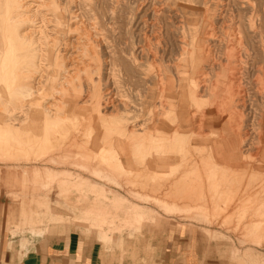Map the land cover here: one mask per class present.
<instances>
[{"label": "rangeland", "instance_id": "1", "mask_svg": "<svg viewBox=\"0 0 264 264\" xmlns=\"http://www.w3.org/2000/svg\"><path fill=\"white\" fill-rule=\"evenodd\" d=\"M17 1L19 7L15 11H4L5 0H0V59L7 46L11 47L12 55L18 52L11 35L19 30L31 31L32 40L26 51L33 54L42 76L34 73L29 81L34 88L26 99L4 97L11 101V111L1 116L0 122L15 126L14 123L25 117L42 120L46 107L48 114H52L50 117L60 114L69 123L74 136L70 133L62 150L51 152V159L42 155L49 150L44 143L37 154L35 151L32 154L29 153L32 148L28 152L20 149L22 142L8 139L4 144L0 139V247L20 257L21 251L75 232L85 242L99 246L101 264H185L186 261L189 264H264V165L261 160L258 159L257 169L251 168L256 159L248 158L244 161L247 165H242L243 171L224 175L223 171L216 170L209 178L194 163L178 165L185 167L176 170L172 156L161 154V157H171L172 167L163 166L165 172L163 169V173L147 175L151 188L149 185V193L145 194L140 182L145 174L138 169L136 160H131L134 169L121 171L108 154H102L104 159L93 152V158L88 154L86 158L79 155L89 142L86 134L89 119L93 120L99 111L105 112L110 123L121 124L127 117L137 124V133H152L153 137H145L146 141L139 143L140 155L148 152L158 155L160 152L156 150L168 135L161 132L162 128L147 129L146 121L150 120L145 116L154 110L158 115L165 113L158 106L163 93L173 98L175 90L180 94L182 89L188 94L191 82L199 83L217 69L219 65L206 64L201 56L208 54L216 60L222 59L225 49L232 46V55L236 59L241 57L244 65L235 75L244 85L238 92L242 94L238 111L248 135L264 112V0ZM20 16L26 21H20ZM13 21L19 22L9 26L8 22ZM14 64L18 66L19 62ZM77 66L81 72L74 79L75 89L57 93L48 90L50 79L56 77L58 70H77ZM195 70H202L203 75L195 76ZM168 84L172 85L171 89L166 87ZM199 84V96L204 102L209 95L207 80ZM227 109L228 106L213 109L214 115H221L216 127H221L224 119L236 118ZM177 117L186 119L189 115L184 111L178 112ZM6 118L9 123L5 122ZM234 119L230 127L236 129L241 122ZM201 128V133H207L208 126ZM159 182L162 186L177 184V187H172L169 193L159 192L154 190ZM51 195L58 199L53 200ZM21 238L27 240L22 247Z\"/></svg>", "mask_w": 264, "mask_h": 264}, {"label": "bare ground", "instance_id": "2", "mask_svg": "<svg viewBox=\"0 0 264 264\" xmlns=\"http://www.w3.org/2000/svg\"><path fill=\"white\" fill-rule=\"evenodd\" d=\"M36 1V0H35ZM40 1V0H38ZM76 1V0H75ZM119 1V0H118ZM141 1V0H140ZM158 1V0H157ZM31 2V1H30ZM204 2V0H203ZM208 2V1H207ZM56 3V2H55ZM58 3V1H57ZM30 4V3H29ZM141 4V3H140ZM207 4V3H206ZM220 4V3H219ZM248 4V3H247ZM33 5V4H32ZM59 5V4H58ZM75 5V4H74ZM25 6V5H24ZM37 6V5H36ZM207 6V5H206ZM250 6V5H249ZM19 7V3L17 0H5V6H4V11H15V9ZM23 7V6H22ZM28 7V6H27ZM33 8V7H32ZM156 8V7H155ZM163 8V7H162ZM263 9V8H262ZM29 10V9H28ZM33 10V9H32ZM78 10V8H77ZM83 11V10H82ZM33 12V11H32ZM35 13V12H34ZM39 14V12H37ZM80 13V12H79ZM176 13V12H175ZM31 14V12L29 13ZM36 14V16L38 15ZM74 14V13H73ZM83 14V13H82ZM203 14V13H202ZM237 14V13H236ZM26 15V14H25ZM41 15V14H40ZM33 16V15H32ZM35 16V15H34ZM33 16V17H34ZM81 16V15H80ZM204 16V15H203ZM19 17V16H18ZM20 21L24 20L26 21L25 17L20 16ZM53 17V16H52ZM40 19V18H39ZM76 19V18H75ZM79 19V18H78ZM145 19V18H144ZM155 19V18H154ZM80 20V19H79ZM93 21V20H92ZM152 21V19H151ZM19 21H13V23L8 22V25L11 26L18 24ZM35 22V21H33ZM77 22V21H76ZM90 22V21H89ZM71 23V22H70ZM73 23V22H72ZM85 23V22H84ZM148 23V22H147ZM87 24V23H86ZM96 24V23H95ZM149 24V23H148ZM78 25V24H77ZM150 25V24H149ZM88 26V24H87ZM91 26V25H90ZM78 27V26H77ZM81 27V26H80ZM211 27V26H210ZM43 28V26H42ZM74 28V26L72 27ZM71 28V29H72ZM88 28V27H87ZM96 28V27H95ZM213 28V26H212ZM236 28V27H235ZM24 29V28H23ZM33 29V28H32ZM48 29V28H47ZM55 29V28H53ZM80 29V28H78ZM26 30V29H25ZM25 30H19L15 32V34L11 35L12 40H14L16 48H17V53L14 55L11 54V47L7 46L3 49L2 57L0 59L1 63V76H2V83H0V117L2 115L6 116L4 114L5 112H10L11 108L9 107L11 104V101L5 100L4 97L10 96L12 98H17L18 100L26 99L30 93L32 92L33 86L30 84V80L33 79L34 73H40L42 76L41 69H39V66L36 64L35 60H33V54L31 52L26 51L28 46L31 43L32 40V33L31 31L27 32ZM34 30V29H33ZM73 30V29H72ZM88 30V29H87ZM224 30V29H223ZM36 31V30H35ZM91 31V30H90ZM157 31V30H156ZM212 31V30H211ZM226 31V30H225ZM235 31V30H234ZM237 31V30H236ZM158 32V31H157ZM145 33V32H144ZM212 33V32H211ZM210 33V34H211ZM227 33V32H226ZM224 33V34H226ZM81 34V33H80ZM146 34V33H145ZM209 34V33H208ZM232 34V33H231ZM45 35V34H44ZM85 35V33H84ZM88 35V34H87ZM157 35V34H156ZM203 35V33H202ZM205 35V34H204ZM227 35V34H226ZM240 35V34H239ZM51 36V35H50ZM49 36V37H50ZM93 36V35H92ZM143 36V35H142ZM209 36V35H208ZM206 36V37H208ZM230 36V35H229ZM241 36V35H240ZM52 37V36H51ZM227 37V36H226ZM232 37V36H231ZM242 37V36H241ZM35 38V37H34ZM46 38V37H45ZM48 38V37H47ZM177 38V37H176ZM49 39V38H48ZM148 39V38H147ZM241 39V38H240ZM79 40V39H78ZM85 40V39H84ZM83 40V43H84ZM160 40V39H158ZM181 40V39H180ZM218 40V39H217ZM235 40V39H232ZM237 40V39H236ZM77 41V40H76ZM94 41V40H93ZM148 41V40H147ZM204 41V40H203ZM229 41V40H228ZM231 41V40H230ZM37 42V41H36ZM67 42V41H66ZM92 42V41H91ZM81 43V44H83ZM103 43V42H102ZM145 43V42H144ZM159 43V42H158ZM234 43V42H233ZM232 43V44H233ZM51 44V43H50ZM68 44V43H67ZM230 44V43H228ZM240 44V43H239ZM90 45V44H89ZM181 45V44H180ZM179 45V46H180ZM91 46V45H90ZM89 46V47H90ZM93 46V45H92ZM91 46V47H92ZM98 46V45H97ZM150 46V45H149ZM155 46V45H154ZM207 46V45H206ZM205 46V47H206ZM226 46V45H225ZM67 47V46H66ZM80 47V46H79ZM104 47V46H103ZM250 47V46H249ZM88 48V47H86ZM182 48V47H181ZM210 48V47H209ZM229 48V49H228ZM225 49V53L222 59L216 60L215 58L209 57V55L201 56V60L205 61L207 63H211L212 65L217 64L219 65L217 69L212 71L213 73L210 74L205 80H207L206 87L208 88L209 95L207 98H204V102L201 100V97L199 96V91H200V84L201 82L205 81L202 78H198L199 83H196L197 81H193L189 84L191 87V90L188 91L187 93H183V90L180 89V94L178 93L179 91L175 90V95L172 97H169L166 93H163V100L158 101V106L160 110L162 109L165 113H162L160 115L157 114V110H154L152 113L149 112L145 118H149L150 121H146L148 125L147 129L155 127V129L162 128L161 132L163 134L168 135V138L172 140V142H169L168 144L164 143L162 140L161 144H164L162 147L163 149H167L166 152L171 154L172 156L178 157V164H175L174 167L177 169H182L184 168L187 164L194 163L197 167L198 170L201 168L205 167H210L212 170L219 169L222 167V165L217 162V160L212 159L210 164H205L201 160L204 159L203 156H196V153L199 155L205 154V150L211 151L218 154L220 153V147L221 145H225L226 148H228L229 152H232L231 157L234 156L236 157H241V151L239 145L245 146V151H248L247 154H249V150L253 151V148H257L256 151H254L255 156H258V159L261 163V165H264V157L259 158L260 156H264V145L262 144L263 136H264V112L260 116L259 122L257 123V127H253L251 132L248 133V135L245 133V130L243 129L242 126V115L241 112L238 111V108L242 104V94H239V90H241V82L240 78H236V73H240L242 66V59L241 57H238L236 59L234 55H232V50H234V47H228ZM237 46H235V49ZM146 49V48H145ZM241 49V48H240ZM86 50V49H84ZM184 50V49H183ZM207 50V48H205ZM205 50H203L205 52ZM238 50V48H237ZM236 50V51H237ZM234 51V52H236ZM89 52V51H88ZM87 52V53H88ZM93 52V50H92ZM179 52V51H178ZM239 52V50H238ZM241 52V51H240ZM94 53V52H93ZM151 53V52H150ZM149 53V54H150ZM203 53V52H202ZM74 54V53H73ZM76 54V53H75ZM84 54V53H83ZM91 54V51H90ZM92 55V54H91ZM151 55V54H150ZM239 55V53L237 54ZM73 56V55H72ZM211 56V55H210ZM66 57V56H64ZM213 57V55H212ZM77 58V57H76ZM81 58V57H79ZM65 59V58H64ZM63 59V60H64ZM78 59V58H77ZM80 60V59H78ZM90 60V57L89 59ZM97 60V59H96ZM140 60V59H139ZM84 61V60H83ZM19 65H15L14 63H18ZM40 62V61H39ZM66 62V61H65ZM89 62V61H88ZM144 62V60H143ZM41 63V62H40ZM151 63V61H150ZM250 63V62H249ZM79 64V63H78ZM76 65V63H75ZM87 65V64H86ZM251 65V64H250ZM44 66V65H43ZM88 66V65H87ZM86 66V67H87ZM91 66V65H90ZM89 66V67H90ZM201 66V65H200ZM210 66V64H209ZM65 67V66H64ZM78 69H69L65 68L60 72L55 73L56 77H53L50 79L49 82V88L48 90L51 91V93H57L58 91H64V89H72L76 86V83L74 79H77L80 72L81 68L77 66ZM84 67V66H83ZM92 67V66H91ZM155 67V65H154ZM202 67V66H201ZM207 67V66H206ZM259 67V66H258ZM38 68V69H37ZM75 68V67H74ZM93 68V67H92ZM203 68V67H202ZM93 71L92 69H90ZM195 76L203 75V71L195 70L194 71ZM242 74V73H241ZM258 74V73H257ZM59 75L61 77H59ZM88 75V74H87ZM92 75V74H90ZM107 75V74H106ZM240 75V74H239ZM238 75V76H239ZM205 76V74H204ZM256 76V75H255ZM80 77V76H79ZM92 77V76H91ZM257 77V76H256ZM113 78V77H112ZM163 78V77H162ZM204 78V77H203ZM60 79H63L62 82H60ZM160 79V78H159ZM196 79V78H194ZM197 79V80H198ZM251 79V78H250ZM84 80V79H83ZM106 80V79H105ZM129 80V79H128ZM127 80V81H128ZM163 80V79H162ZM255 80V79H254ZM35 81V80H34ZM159 81V80H158ZM95 82V81H94ZM106 82V81H105ZM34 83V82H33ZM36 83V82H35ZM103 83V82H102ZM160 83V81H159ZM167 84V83H166ZM165 84V85H166ZM203 84V83H202ZM78 85V83H77ZM164 85V84H162ZM161 85V86H162ZM69 86V87H68ZM171 84H168L166 87H171ZM263 86V84H262ZM38 87V86H36ZM68 87V88H67ZM159 87V86H158ZM165 87V89H166ZM264 87V86H263ZM89 88V87H87ZM75 89V88H74ZM171 89V88H170ZM258 89V87H257ZM263 89V88H262ZM158 90V89H157ZM161 91V88L159 89ZM158 90V91H159ZM69 91V90H68ZM73 91V90H72ZM108 91V90H107ZM87 92V91H86ZM63 93V92H62ZM71 93V91H69ZM67 93V94H69ZM158 93V92H157ZM72 94V93H71ZM159 94V93H158ZM92 95V94H91ZM117 95V94H116ZM202 95V94H201ZM58 96V95H57ZM61 96V95H60ZM70 96V95H69ZM89 97V95H88ZM168 97V98H167ZM55 98V97H54ZM62 98V97H61ZM85 98V97H84ZM113 98V96H112ZM161 98V97H160ZM50 99V98H49ZM57 99V98H56ZM92 99V96H91ZM11 100V99H10ZM121 100V99H120ZM43 102V101H42ZM81 102V101H80ZM110 102V100H109ZM21 103V102H20ZM62 103V102H61ZM205 103V104H204ZM52 103H50L51 105ZM103 104V103H102ZM43 105V104H42ZM55 105V104H54ZM53 105V106H54ZM62 105V104H61ZM65 105V104H63ZM104 105V104H103ZM205 105V107H204ZM52 106V105H51ZM50 106V107H51ZM101 106V105H100ZM106 106V105H105ZM120 106V105H119ZM223 106H228L229 109L227 110H232L236 118L240 119V126L237 127L236 129H233L230 127L231 120L235 118H231V120L224 119L222 122V126H218V123L221 121V115H214L213 109H218L222 108ZM42 107V106H41ZM44 107V106H43ZM55 107V106H54ZM60 107V106H59ZM69 107V105H68ZM113 108V107H112ZM123 108V107H122ZM100 109V108H99ZM253 109V108H252ZM122 110V109H121ZM169 110H172L170 112ZM15 111V110H14ZM119 111V110H118ZM186 112L189 117L180 118L178 119V112ZM34 110H32V114L34 115ZM44 112V117L42 120L34 118L30 119L28 117H25L23 121H20L19 123H14L15 126L7 125V124H2L0 122V139L4 140L5 142H9L14 139L15 142H22V146L20 147L21 150L24 151H29L31 148L33 151L29 152L32 153L35 151L40 150V146H37V143L47 145L48 149L47 151L42 152V155H45V157H50L51 152L53 151H61L63 148V145L66 144L67 139L69 138V135L71 133V126L69 123L63 121L62 116H59L60 114L54 115L50 117L51 115L48 114L50 111L45 107L43 110ZM98 112V110H97ZM105 112H100L94 116L93 120L89 119V124L87 125L86 128V134L87 139L89 140L88 145L86 146V150L83 152L82 149L81 151L83 153H79L81 157H85L87 154L90 155L89 157L93 158L91 156V153L93 152V155H97L98 157H104L102 154H108V156L113 160V163H115V166L118 170H125L121 160V149H120V143L117 144V148L112 146V142L114 139H125L131 142L130 144L132 145V151L135 156L140 155V149H139V143L146 138H151L154 135L152 133H144L143 131L137 133L138 130H136L137 124L135 122H132L130 118L124 117L123 115L122 118L124 119L121 124L118 123V125L115 123V121L110 123V118L104 114ZM123 113V111H122ZM191 113V114H190ZM85 114V113H84ZM108 114V113H107ZM208 114V115H207ZM230 114V113H229ZM228 114V116H229ZM79 115V114H78ZM95 115V114H94ZM85 116V115H84ZM127 116V115H126ZM164 116V117H162ZM74 117V116H73ZM235 118V119H236ZM2 119V117H1ZM171 119L172 122L166 123L167 120ZM207 119V120H206ZM234 119V120H235ZM8 118L5 119L6 123H9ZM76 120V119H75ZM74 120V121H75ZM63 121V122H62ZM255 121V120H254ZM100 122L103 124V137L106 138V143L103 148L94 150L93 149V141L92 137L93 136V131H95V134L100 137L101 132H100ZM109 122V123H108ZM235 122V121H233ZM75 124V123H74ZM215 126L212 128V131L205 133H201V126ZM233 125V124H232ZM239 125V124H238ZM82 126V125H81ZM188 128L186 129V127ZM42 127H46L45 129L42 130ZM86 127V126H85ZM84 127V128H85ZM140 127V124H139ZM195 127V128H194ZM233 127V126H232ZM183 128V129H182ZM197 128V129H196ZM75 129V128H74ZM140 129V128H139ZM182 129V130H181ZM185 129V131H183ZM195 129L197 131H195ZM258 129H260V132L258 133ZM88 131V133H87ZM203 131V130H202ZM256 131V132H254ZM84 132V131H83ZM150 132V131H149ZM263 132V133H262ZM85 133V132H84ZM83 133V135H84ZM205 133V134H204ZM85 134V135H86ZM71 136L72 135L71 133ZM78 136V134H77ZM75 137V140H78V137ZM81 137V136H79ZM148 138V139H149ZM72 139V138H71ZM193 139H203V141L195 143L192 142ZM152 140V139H150ZM72 141V140H71ZM146 141V140H145ZM155 141V140H154ZM253 141V144H250ZM83 142V141H82ZM250 142V143H249ZM14 143V142H13ZM16 143V144H17ZM79 143V142H78ZM84 143V142H83ZM87 143V142H86ZM144 143V142H143ZM149 143V142H148ZM153 143V142H151ZM155 143V142H154ZM240 143V144H239ZM3 144V145H4ZM36 144V145H35ZM81 144V143H80ZM78 144V145H80ZM246 144H250V147H247ZM2 145V146H3ZM12 145V143H11ZM77 147H79L77 144H75ZM152 145V144H151ZM157 145V144H156ZM148 146V144H147ZM155 146V145H153ZM152 146V147H153ZM1 147V145H0ZM34 147V148H33ZM43 147V146H42ZM89 147V148H88ZM141 147V146H140ZM156 147V146H155ZM153 147V148H155ZM195 147H197V152L194 150ZM6 148V147H5ZM18 148V147H16ZM30 148V149H28ZM80 148H83L80 146ZM1 149V148H0ZM31 149V150H32ZM146 149V146H145ZM157 149V148H156ZM159 149V147H158ZM4 150V146H3ZM255 150V149H254ZM9 151V150H8ZM27 151V152H28ZM151 151V150H150ZM157 151V150H156ZM5 152V151H3ZM20 152V151H19ZM152 152V151H151ZM6 153V152H5ZM47 155H46V154ZM149 153V152H148ZM17 154V153H16ZM37 154V153H36ZM14 155V154H13ZM12 155V156H13ZM69 155V154H68ZM76 155V156H79ZM143 155V158H149L151 157L150 154ZM243 155V154H242ZM10 156V155H9ZM37 156H40L37 155ZM94 156V157H97ZM8 157V156H7ZM87 157V156H86ZM85 157V158H86ZM88 157V158H89ZM37 158V157H36ZM42 158V157H41ZM44 158V157H43ZM76 158V157H75ZM139 158V157H138ZM237 158V159H238ZM51 159V157H50ZM48 159V160H50ZM90 159V158H89ZM98 159V158H97ZM102 159V160H103ZM46 160V159H45ZM66 160V159H65ZM255 160V159H254ZM47 161V160H46ZM86 161V160H85ZM85 161L83 162L85 164ZM96 161V159H95ZM99 161V160H97ZM107 161V160H106ZM196 161V162H195ZM35 163V162H34ZM89 163V162H88ZM58 164V163H57ZM64 164V163H63ZM185 164V166H180ZM70 165V164H69ZM114 165V164H113ZM243 165H247L245 162ZM58 166V165H57ZM61 166V165H60ZM68 166V165H67ZM85 166V165H83ZM87 166V165H86ZM85 166V167H86ZM98 169H101L102 167L100 166L99 162L97 163ZM191 166V165H189ZM70 167V166H69ZM74 167V166H72ZM162 167V166H161ZM114 168V169H116ZM169 168V167H167ZM192 168H195L194 166ZM76 169V168H75ZM96 169V168H95ZM189 169V168H187ZM210 169V170H211ZM244 170V169H243ZM242 170V171H243ZM146 171V170H145ZM24 172V171H23ZM91 173V172H90ZM124 173V172H123ZM66 174V173H65ZM37 177V176H36ZM59 178V177H58ZM149 180V179H148ZM23 183V182H22ZM151 183V182H150ZM164 183V182H163ZM161 184V183H160ZM23 185V184H22ZM52 185V184H51ZM162 186V185H161ZM18 187V186H17ZM148 187V186H147ZM170 188V187H169ZM169 193V191H168ZM162 194V193H161ZM168 195V194H167ZM53 200H57L58 198L55 195H51ZM106 198V197H105ZM165 198V195H164ZM262 204V203H261ZM264 205V204H263ZM262 205V206H263ZM261 206V205H259ZM264 207V206H263ZM253 217V216H252ZM254 222V221H253Z\"/></svg>", "mask_w": 264, "mask_h": 264}, {"label": "crops", "instance_id": "3", "mask_svg": "<svg viewBox=\"0 0 264 264\" xmlns=\"http://www.w3.org/2000/svg\"><path fill=\"white\" fill-rule=\"evenodd\" d=\"M169 111L172 112V110H169ZM170 122H172L171 119H169V123ZM186 128H188V126ZM206 129L207 130H205V131L207 133H208V131L209 132L212 131V129H210L209 126ZM208 129H210V130H208ZM100 132H101L100 137H98L95 134V131H93V136H91L92 141H93L92 146H93L94 150H98V149L103 148L105 143H106V138L103 137V128L101 126H100ZM2 142H4V141H2ZM163 142L168 144L169 142H172V140L170 138H168V136H167V137H165V140ZM203 142L205 143L204 140H203ZM250 142H249L250 144H253V141H250ZM119 143H120L119 146L121 149L120 160H121L125 170L127 169L130 171V170L134 169V166L132 165L131 160L132 159L136 160V162L138 163V169L143 174H145L144 179L140 182L142 184L143 190L145 191V194H148L150 189H148L147 186L150 185V188H151V183H150L151 180L150 179H149L150 181L148 180L147 175H150V173H158V174L163 173V169H164L163 166L169 165L167 167H172V163L170 164L171 157H161V154H167V152H166L167 149H163L162 147L164 146V144H160L159 149H157V152L158 151L160 152V153H158V155L157 154L155 155V153L152 154L149 152L151 157L144 159L143 156L141 157V155H138V156L134 155L132 148H131L132 145L130 144L131 142H129L128 140L122 139L121 141H116V142L113 140L112 146L117 148V146H118L117 144H119ZM250 144H246L247 147H250L251 146ZM262 144L264 145V136H263ZM225 145H228V144H225ZM225 145L224 146L221 145L220 147H218V149L220 148V153L218 152V154H216L214 152L211 153V151L205 150V154L199 155V156L204 157V159L201 161L204 162L205 164L206 163L210 164L212 159H214V160L216 159L217 162H219V163L221 162L220 164L222 165V167L219 169L212 170L208 166L200 169L204 173H207L206 175H208L209 178L211 176L213 177L216 170L223 171L222 173L224 175H226L229 172L242 171L243 170L242 165H243L244 161L248 160V158H250V160H252L254 158L256 159L255 160L256 164L254 165V163H252V165H254L251 167L252 170H254V167L256 169L258 168V165H257L258 164L257 163L258 162V156L256 157L254 154V151H256L257 148H253V151L249 150V154H247L248 151H245V149H246L245 146L239 145V147L241 146L239 148L241 151V153H240L241 157L235 158L234 156L231 157L232 152H229L228 148H226ZM37 146L38 147L40 146V148H41L43 145L41 146V144L39 145L37 143ZM169 155L172 156L171 154H169ZM144 157H146V155ZM262 157H264V156H260L259 158H262ZM172 160L174 163L178 164V157L172 156ZM188 170H190V169H188ZM197 170H198V168H197ZM165 171H166V169H164V172ZM192 171L195 172V168H192ZM220 181L221 180H219V182ZM224 182H225V179L223 180L222 184ZM174 186L177 187V184H175V185L164 184L163 186H161V184L159 182L157 187L154 190H157L159 192L164 191V193H168V191L170 192V190ZM218 186H219V184H218ZM163 187H165V190H163L164 189ZM207 188H209V191H210L211 185L208 184ZM219 191H221L220 187H219ZM10 233L12 234L11 231H10ZM25 239L26 238H21L19 240V245L21 247L26 244L27 240H25ZM21 253L22 254L20 255V257H15L17 255L14 254L13 252H11L8 249L3 250L0 247V264H101V260L99 257V255H100L99 246L95 243L85 242V240H83L81 238V236L75 232H69L65 235H61L59 237H56L54 239L47 241L43 245H37V246H34L33 248L28 249L26 251H23V252L21 251ZM185 264H189V263L186 261Z\"/></svg>", "mask_w": 264, "mask_h": 264}]
</instances>
